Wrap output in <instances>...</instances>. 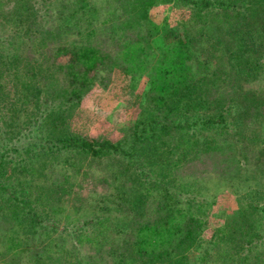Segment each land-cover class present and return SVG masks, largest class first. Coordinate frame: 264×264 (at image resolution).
Here are the masks:
<instances>
[{"label":"trees","instance_id":"16d2710c","mask_svg":"<svg viewBox=\"0 0 264 264\" xmlns=\"http://www.w3.org/2000/svg\"><path fill=\"white\" fill-rule=\"evenodd\" d=\"M12 2L14 3L12 6L7 4V7L10 5L7 8L9 16L7 13L5 16L8 20L17 17L19 21H24L22 34L18 38L21 39V44L27 43V40L35 41L38 32L43 34L60 28L78 34L79 38L67 39L66 43L57 48L67 56L62 63H57L54 58L49 57L45 61L46 65H43L44 61L42 62L35 54L29 57L22 51L21 54H16L15 62L18 65L15 69L16 73L20 74L14 77L15 95L10 101L2 104L1 101L6 97L4 82L6 58L5 53L0 50V106H2L1 111L6 107V110H12L11 114L3 111L4 114H0V120L4 124L15 122L16 119L11 120V117L13 110L15 113L19 110L17 105L21 96L32 94L36 99L35 106L42 108L41 113L42 115L46 113V120L55 124L56 130L46 125L47 141L42 146H47L44 150H47L48 154L54 153L52 157L58 161V165L65 166V169L70 165L72 167L76 165L73 154H60L61 151L71 149L76 150L77 153H88L94 156H100L104 151H114L118 155H126L128 162L131 163L123 169L125 172L121 174L122 171L119 172V168L123 167L118 166L119 161H117L120 158H117L116 162L115 160L110 162L107 165L108 171L99 179L102 185H108V187L112 185L114 191H111L109 195L97 188L95 193L96 195L102 193L97 198V202H103L104 207L108 204L104 203L105 200L107 202L119 200L117 205L114 204L115 214H122L115 224L116 230L113 222L109 224L114 234H107L104 242L99 240L91 245L92 251L85 252L86 256L82 258L78 254L80 250L75 249L77 250L75 252L67 247H61L62 249L59 250L58 243L55 245L50 243L48 257L35 255L32 257V264H167L172 259L182 258V254L192 247L199 236L201 222L181 202V188L176 187L180 177L183 178L191 173L193 178L208 176L210 179H244L259 177L264 172V167L254 171L245 164L253 157L259 160L256 154L253 156L245 154L244 162L242 159H234L230 153L223 152L224 147L221 146V142L218 140L216 142L215 138L209 134L198 137L203 141L192 139L193 141H184V145L178 130L197 126L200 123L198 127L205 130L220 128L219 132L224 134L226 140L233 138L235 134L243 136L242 139L246 141L250 138L253 132L252 120L257 113V110H254V104L258 102L254 103L256 96L250 95L249 89L244 88V84H238V81L243 77L251 80L254 75L260 73V65L263 64V62L259 63V58L264 52V0H197V3L203 4V7L207 9L220 6L219 10L215 11L214 7L212 9L214 14L212 30L222 28L223 22H227L229 26L241 24L238 29L234 28L233 38L225 39L228 40L227 43L232 41L234 47L228 44L232 48L230 52L224 50L220 53L223 37L219 33L210 34L206 44L198 49L191 48L183 35H176L172 45L167 44L156 62L147 70L150 92H152L150 100L160 108H164L163 117L143 120L141 128L136 129L132 138H120L117 141L93 139L77 132H66L64 121L70 113L68 108L81 96L76 91L67 90L68 95L65 96L67 98L57 100L58 87L56 81H53L54 72L57 69H54V72H50V69L54 66L56 68L65 66L75 78L87 79L95 75L96 67L107 57H114L116 63H121L122 69L127 71L130 66H132L131 71L140 66L143 67L137 50L144 43L151 42L154 37L145 36V31L139 27L140 25L126 28L129 30L124 37L112 34L113 32H109L108 28L115 29L114 15L118 16V14V21L122 23H127L134 15L133 22L140 18L147 19L151 1L61 0L58 13L52 15L51 21H48L45 13L38 11L39 0L34 2L12 0ZM42 2L48 6L52 0H42ZM133 11L135 14L129 15ZM102 16L104 18L101 19ZM239 17L242 19H238ZM227 35L230 34L227 33ZM253 48L259 51L255 58L252 53H245ZM46 69L50 74H43V70ZM228 80L231 82L225 85L232 87L237 84L241 91L232 92L233 90H228L229 87L226 86L221 92L220 82ZM21 102H25L24 98ZM66 102L70 105L66 106ZM9 104L10 108H8ZM233 112L236 113L232 117L236 128L232 125L231 118L229 119V113L232 116ZM42 123L37 120L38 126ZM248 126H251V130ZM44 127H42L43 131ZM153 135L158 137V141L154 144L156 149L154 156L157 160L152 158L154 156L146 154L145 161L150 160V162L144 161V163L143 156L137 148L139 147L138 139ZM195 135L197 136V131L194 132L193 136ZM3 143L1 139L0 212L4 207H8L15 222L10 229H15L16 232L21 231L23 234L26 233L25 230H28L32 234L34 243H37V236L34 233L48 225V214L44 208L39 207L44 203L43 191L39 189L35 194V190L26 184L25 180L32 178L23 172L29 169L31 163H27L24 157L15 159L14 154H11L13 151H16L17 155L34 150L27 145L17 147ZM232 144L233 142L228 141L226 147ZM129 145L131 146L128 147ZM63 148L66 149L62 150ZM52 163L50 164L53 167ZM153 171L157 173L154 176L155 179L151 176ZM14 173L18 174L19 178L14 177L12 175ZM61 174L69 180L68 174L66 176ZM250 174L253 175L250 176ZM193 199L189 196L185 201L190 203ZM250 208L257 213L259 211L256 206L251 205ZM259 212V215L264 217V208ZM131 213L134 215L132 216ZM241 214L247 213L240 212ZM255 218L259 219L258 216ZM246 221L249 223L247 216ZM242 228L244 229L243 226H228L224 234L229 241L228 245L233 256V261L230 260L229 264H264V257L261 258L260 253L251 254L250 248L247 254L240 250ZM257 229L259 228L256 227ZM9 238L11 246L17 247L21 244L20 238H17L14 232L9 233ZM29 248L31 247L28 245L24 247V249ZM59 251H64L65 254L62 255ZM236 254L241 260L236 258Z\"/></svg>","mask_w":264,"mask_h":264},{"label":"rangeland","instance_id":"374dc122","mask_svg":"<svg viewBox=\"0 0 264 264\" xmlns=\"http://www.w3.org/2000/svg\"><path fill=\"white\" fill-rule=\"evenodd\" d=\"M32 1L34 2V0ZM60 1L52 0V3L46 6L42 0H39L38 11L45 13L48 21H51L52 15L56 12L58 13L61 6L59 5ZM150 1L148 20L140 18L138 21L133 22L134 15L129 18L127 23H122L118 21L119 14L117 13L118 16L114 15L113 20L116 22L115 29L108 28L109 32H113L112 34L124 37L126 36V31L129 30H126V28L140 25L139 27L145 31V36L154 37L151 42L144 43L137 50V55L143 67L140 66L131 71L132 66H130L127 71L122 69L121 63H116L114 57H107L96 67L95 75L87 79L81 77L75 78L67 71L65 66L63 68H56L54 66L50 69V72H54V69H57L54 72L55 78L53 79V81H56L58 87L59 97L57 100H62L67 96V90L76 91L81 96L80 99L76 100L68 108L70 113L64 121L66 132H77L93 139L117 141L120 138H132L136 129L138 128L139 130L141 128L143 120L161 119L165 110L150 100L152 92H150L151 86L147 70L149 66L156 62L165 46L167 44L169 46L172 45L176 35H183L191 48L198 49L206 44V40L210 34L213 32L215 34L219 33L224 39V41L222 39L220 53L224 50L230 52V49L234 47V44L231 43L232 41L227 42L235 36L234 28L238 29L241 24L236 23L237 25L235 26H229L227 22H223L221 24L222 26L224 25L222 28L212 30L211 24L212 17L214 16L212 9L214 6L207 9L203 7V4L197 3V0ZM7 4H11L12 6L14 3L12 0H0V50L5 53L6 58L4 71L6 97L1 101V104L10 101L15 95L14 86L16 81H14V77L20 74L19 72L16 73L15 69V66L18 65L15 62L16 54H21V51L27 57L35 54L42 62L44 61L43 65H46L45 61L49 57L54 58L57 63H62L67 59V56H65L62 50L58 51L57 48L61 44L66 43L67 39L74 40L79 38L78 34L60 28L50 32L46 31L43 34L38 32L36 33L37 35L34 34L36 35L35 41L27 40V43L21 44V39L18 38L22 34L24 21H19L17 17L8 20L5 14L7 13V16H9L7 8L10 5L7 7ZM219 8L220 6L214 7V10H219ZM132 14H135L134 11L129 15ZM102 18L104 17L102 16ZM238 19L242 18L239 17ZM120 26L122 27L120 28ZM134 33H136L135 30ZM227 33L230 35L228 36ZM226 38L228 40H225ZM245 53H252V56L255 58V55H258L259 51H255L253 48L247 50ZM260 62H263V64L260 65L261 69L258 75H254L251 80L242 76L243 78L238 81V84H244V88L249 89L250 95L256 96L254 103L258 102L254 104V110H257V113L252 120L253 132L249 138L250 140L246 141L242 139L243 136L241 137L236 134L233 138L226 140L224 139V134L219 132L220 128L216 129L214 127L205 130L198 127L199 123L197 126L178 129L180 130L179 135L183 143L192 139L203 141V139H199L198 137L209 134L215 138L216 142L217 140L220 141L221 146L224 147L223 152L230 153L234 159H242L244 162L245 154L249 156L256 154L259 160L253 157L245 163L250 169L257 171L264 167V52L260 55ZM43 74L47 75L50 73H47L46 69L43 70ZM230 82L229 80L221 81L219 90L222 92L227 86L225 84ZM227 87H229L228 90L232 89V92L236 91L238 93L239 90L241 91L237 84ZM23 98L24 103L21 102ZM35 100L32 94L21 96L17 105L19 110L17 113L13 110V118L11 117V120L16 119L15 122L4 124L0 120V140H3L4 145H15L17 147L27 145L33 148V152L27 151L25 154L16 155V151H13L11 154H14L15 159L24 157L27 159V163H31L29 169L23 173L25 175L27 173L32 179L25 180L27 182L25 183L35 190V194L39 189L43 191L42 200L44 203L43 206L39 205V207L46 210L48 225L44 229L40 228L37 233H34L37 236V243H34L32 234L28 230H25L26 233L23 234L21 231L16 232L15 229H10V226L13 223L15 224V222L11 217L12 212L8 207H4L3 213L2 211L0 212V264H32L31 260L35 255L48 257L50 243L53 245L58 243L59 250L62 249L61 247L70 248V250H74L75 252L80 250L78 254L82 258V256H86L85 252L92 251L93 246L91 245L97 243L99 240H103L104 242L107 234H114V230L109 227V224L113 222L116 230L115 224L122 215L115 214L114 204L117 205L119 200H115V202H107L105 200L106 202L104 203H108L105 207L102 205L103 202H97V198L102 193L110 195V192L114 191L112 190V185L108 187V185L100 184L99 178L108 171L107 165L114 160L116 162L117 158H120L117 160L119 161L118 166L123 167L122 169L119 168V172L122 171L121 174H123L125 172L123 169L131 164L128 162V157L126 155H118L114 151H104L100 156H94L88 153H77L74 149L66 151L64 150L66 148H63L62 150L64 151H61L60 154H73L76 165L74 167L70 165L67 169H65V166L58 165V161H55L54 157H52L54 153L48 154L47 150H44L47 146H42L47 141V136H45L48 131L46 125L56 130L55 124L46 120V113L42 115V108L35 106ZM221 104L219 105L220 107ZM65 105L69 106L70 103L66 102ZM1 107V115L4 114L3 111L11 114V109L8 111L6 107L1 111ZM8 108H10V104ZM235 114L233 112L231 116L229 113V119L231 118L234 127L232 117ZM37 120L41 123L43 122L41 126L37 125ZM42 127L45 129L44 131ZM250 127L248 126V129L251 130ZM194 130L197 131V136H193ZM144 138L138 139L139 147H137L140 155L143 156V162L145 161L146 154L154 156V152L156 151L154 144L158 141V137L155 135L148 138L145 136ZM228 141L233 142L232 146L226 147ZM134 148L136 149V147ZM35 155L36 157H34ZM152 158L157 160L156 156ZM51 162H53V167L50 164ZM145 162H150V160H146ZM242 165L244 164L242 163ZM60 167L64 168L63 170L66 172ZM61 173L65 174V176L68 174L69 180L62 177ZM190 174L188 173L183 178L180 177L176 187L180 186L179 188H181V202L183 206L187 207L198 220L200 219L199 236L192 247L182 254V258L178 260L172 259L167 264H229L230 260L233 261V256L228 245L229 241L224 237L228 226L244 227V229L242 228L243 235L240 238L242 245L240 250L242 252L244 251L247 254L250 248L252 249L251 254H254V252L260 253L261 258L264 257V217L259 215V211L264 208V172L259 177L253 176L244 179H210L208 176L193 178L192 174ZM12 175L19 178L18 174L14 173ZM156 175L157 173L154 171L151 174L152 178ZM252 175L250 174V176ZM97 188L103 192L96 195ZM189 196L194 199L190 203H186L185 200ZM251 205L257 207L258 213L250 208ZM109 206L111 207L108 208ZM240 212H246L247 214L240 215ZM131 215L133 216L134 213H131ZM246 216L249 223L246 221ZM255 216H258L259 219L255 218ZM256 227L259 229L256 230ZM12 232L21 240V244L17 247L10 245L9 233L11 234ZM26 245L31 248L24 249ZM72 245L74 246L72 247ZM68 251L67 249V253L69 254ZM59 252L62 255L65 254L64 251ZM235 256L238 260H241L237 254ZM235 261L239 263L237 260Z\"/></svg>","mask_w":264,"mask_h":264}]
</instances>
